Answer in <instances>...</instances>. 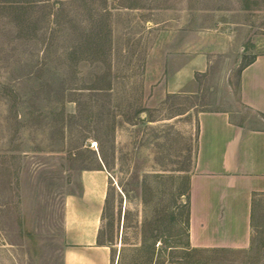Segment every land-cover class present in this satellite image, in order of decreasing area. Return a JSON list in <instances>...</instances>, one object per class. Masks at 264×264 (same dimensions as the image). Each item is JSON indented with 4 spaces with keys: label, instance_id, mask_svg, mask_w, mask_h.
Returning a JSON list of instances; mask_svg holds the SVG:
<instances>
[{
    "label": "rangeland",
    "instance_id": "1",
    "mask_svg": "<svg viewBox=\"0 0 264 264\" xmlns=\"http://www.w3.org/2000/svg\"><path fill=\"white\" fill-rule=\"evenodd\" d=\"M240 24L253 49L238 68L218 56L187 93L167 92L185 44L196 55ZM259 52L264 0H0V264H63L66 199L100 166L113 264H264V197L247 252H190L185 225L198 113L251 122L238 71Z\"/></svg>",
    "mask_w": 264,
    "mask_h": 264
},
{
    "label": "crops",
    "instance_id": "2",
    "mask_svg": "<svg viewBox=\"0 0 264 264\" xmlns=\"http://www.w3.org/2000/svg\"><path fill=\"white\" fill-rule=\"evenodd\" d=\"M248 27L226 26L216 34H207L206 48L196 55L185 44L171 64L180 65L170 71L167 92L187 93L196 76L206 73L218 56L224 58L229 73L238 68L240 54L253 49L244 47L253 36ZM237 97L254 117L251 122L234 119L227 109L200 111L197 116V150L186 193L187 241L188 251L207 257L241 254L252 247L256 206L264 197V52L254 53V58L239 68ZM112 180L104 166L83 171L81 192L66 199L63 264H113L111 248L99 243Z\"/></svg>",
    "mask_w": 264,
    "mask_h": 264
},
{
    "label": "trees",
    "instance_id": "3",
    "mask_svg": "<svg viewBox=\"0 0 264 264\" xmlns=\"http://www.w3.org/2000/svg\"><path fill=\"white\" fill-rule=\"evenodd\" d=\"M185 225H186V230H187V228H188V210H187V217H186Z\"/></svg>",
    "mask_w": 264,
    "mask_h": 264
}]
</instances>
